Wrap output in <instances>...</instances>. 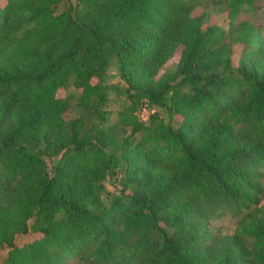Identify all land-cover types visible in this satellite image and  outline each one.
<instances>
[{
  "label": "trees",
  "instance_id": "trees-1",
  "mask_svg": "<svg viewBox=\"0 0 264 264\" xmlns=\"http://www.w3.org/2000/svg\"><path fill=\"white\" fill-rule=\"evenodd\" d=\"M62 1L0 5L3 264H264V203L253 209L264 200V37L236 21L255 0H210L226 5L227 26L205 31L194 14L204 0H75L58 12ZM178 49L176 70L160 73ZM113 57L132 101L118 112L116 124L131 126L122 142L100 126L106 111L95 107L100 121L87 128L57 95L73 85L79 107L104 104ZM145 103L169 119L139 120ZM45 155L59 156L52 172ZM244 209L232 235H213L216 214ZM30 230L40 236L18 245Z\"/></svg>",
  "mask_w": 264,
  "mask_h": 264
},
{
  "label": "rangeland",
  "instance_id": "rangeland-1",
  "mask_svg": "<svg viewBox=\"0 0 264 264\" xmlns=\"http://www.w3.org/2000/svg\"><path fill=\"white\" fill-rule=\"evenodd\" d=\"M5 0H0V5L4 3ZM75 0H63L57 7L56 11H64L70 8H74ZM207 11V14H206ZM204 13L202 31H205L206 28L210 25L218 24L221 26H227L226 23V15H227V7L226 5H219L213 3L210 0H204L202 5L198 6L194 14L199 15ZM237 22L241 21H249L254 27L259 28L261 31V36L264 37V0H255L254 8L250 10H246L239 14L236 19ZM233 50V61L234 67L237 65L238 58L243 50V45L241 43H235L232 46ZM180 49L176 50L172 57L164 64L163 68L160 70V73L164 71L174 72L177 67V63L179 60ZM107 76L104 79L103 85L104 90L106 92L107 100L104 104L98 105V100L96 98L93 99L92 105L88 109H84L78 106V99L81 95V89L76 88L73 85H68L67 87L60 88L58 90L57 95L60 97H67L70 102V108L66 111V118H73L79 114H82L85 121L87 122V128H90L92 123H98L100 121V117H98V111H95V107L100 110L106 111V119L104 122H100V126L102 128H107L109 126H115L114 132L118 142H122L123 139L127 136V134L131 130V126H120L117 125L116 122L118 120V112L122 109L130 106L132 103L131 98L126 90V84L119 76V68L117 59L113 57L107 68ZM96 79H92V83H95ZM185 89L188 90V86H185ZM157 113L160 117L167 121L169 119V115L166 109L151 105V104H143L138 105V108L135 112L136 117L147 123L149 117L153 114ZM181 118H178L174 121L175 126L178 125ZM109 153H115L116 155H120V151L114 150V147L109 146L107 148ZM47 162V169L52 172V165L54 161L59 156H44ZM3 170L0 168V175ZM119 174L110 172L106 178L104 179V184L106 190L109 192H117L119 187ZM258 177L261 182V185L264 186V166H262L258 170ZM100 200L108 205L110 202V197L107 193H103L100 197ZM264 203V200L261 199L260 203L253 206L254 208L260 207ZM247 209H244L240 212H234L230 210H226L222 213L216 214L214 218L210 222V230L212 231L215 237L224 236V235H232L240 223L241 220L245 218ZM32 221L30 220L29 224ZM40 235L38 233L30 230L27 234H19L15 237V242L18 245H23L25 243H30L33 240L37 239ZM6 256V249H0V261L3 264ZM63 264H81V261L77 260L75 257L68 258L64 261Z\"/></svg>",
  "mask_w": 264,
  "mask_h": 264
}]
</instances>
